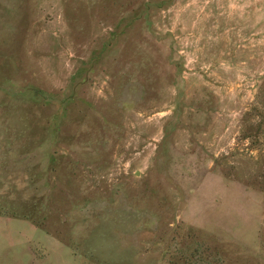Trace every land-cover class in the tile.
Returning a JSON list of instances; mask_svg holds the SVG:
<instances>
[{
    "label": "rangeland",
    "instance_id": "374dc122",
    "mask_svg": "<svg viewBox=\"0 0 264 264\" xmlns=\"http://www.w3.org/2000/svg\"><path fill=\"white\" fill-rule=\"evenodd\" d=\"M0 264H264V0H0Z\"/></svg>",
    "mask_w": 264,
    "mask_h": 264
}]
</instances>
